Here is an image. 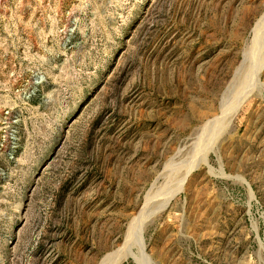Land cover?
<instances>
[{
    "label": "rangeland",
    "instance_id": "rangeland-1",
    "mask_svg": "<svg viewBox=\"0 0 264 264\" xmlns=\"http://www.w3.org/2000/svg\"><path fill=\"white\" fill-rule=\"evenodd\" d=\"M0 264H264V0H0Z\"/></svg>",
    "mask_w": 264,
    "mask_h": 264
},
{
    "label": "bare ground",
    "instance_id": "bare-ground-1",
    "mask_svg": "<svg viewBox=\"0 0 264 264\" xmlns=\"http://www.w3.org/2000/svg\"><path fill=\"white\" fill-rule=\"evenodd\" d=\"M249 76V75H248Z\"/></svg>",
    "mask_w": 264,
    "mask_h": 264
}]
</instances>
